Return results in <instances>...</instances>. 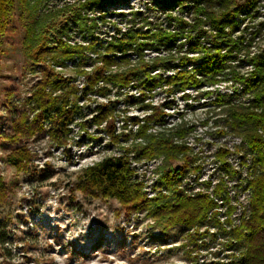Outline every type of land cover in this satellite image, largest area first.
I'll return each mask as SVG.
<instances>
[{"label":"trees","instance_id":"obj_1","mask_svg":"<svg viewBox=\"0 0 264 264\" xmlns=\"http://www.w3.org/2000/svg\"><path fill=\"white\" fill-rule=\"evenodd\" d=\"M258 1H146V11L164 13L169 18L168 26L175 22L178 30L167 31L158 21L159 16L150 20V16L137 9L131 0H0V52L3 37L18 11L24 19L23 52L32 65L39 66L42 71V77L25 99V108L14 112L12 133L3 136L15 145L7 153V161L19 172L31 171L35 153L28 145L18 144L38 135L48 136L68 153L75 123L84 132L78 139L79 146L85 143L86 136L99 143L107 136V149H113L120 140L128 141L131 136L143 138V142L134 141L133 146L122 148L120 154L112 152L85 167L78 175L76 190L89 198L117 200L120 211L127 216L146 212V216L154 220L155 227L163 231L174 227L194 229L192 235H199L195 243L204 239L202 243L206 245L204 236L208 233L201 236L200 231L208 225L207 228L216 225L213 211L219 205L217 200L227 205L245 188L250 189L247 204H229V215L241 209L235 218L240 221L234 223V218L230 217L221 222L222 225L228 223L222 231V250L229 260L210 264H264V46L252 56L255 68L248 75H243L230 62L236 57L234 50L248 51L252 46L255 30L248 36L244 34L250 23L245 24L238 38H234L232 32L240 29L238 14L255 17ZM183 9L194 11V23L173 15ZM205 21L211 33L203 26L196 31ZM99 22L114 25L102 38L97 32ZM121 23L125 26H120ZM181 37L186 40L181 42ZM185 44L187 48L183 50ZM225 47L227 50L223 51ZM149 50L155 53L165 50L166 56L149 57ZM194 52L199 54L189 56ZM133 54L135 59L131 57ZM65 60L74 61L78 74L84 75L82 87L74 82V76H65L52 65H62ZM48 62L50 64H46ZM90 64L93 68L86 70L84 67ZM169 67H175L174 73L164 74L162 70ZM227 75L241 82L242 91L250 93L251 98L232 99L218 93L210 102L219 106L220 113L224 114L216 118V122L222 121L230 131L242 135L249 150L238 169L228 160L226 149L219 148L217 167L227 179L223 176L214 184L213 195L209 191L188 193L181 187V179L193 168H199L191 165L195 157L188 155L189 147L183 140L178 141L186 136L188 128H166L164 108L173 105V100L153 104L146 99L159 89L176 93L190 87L213 86ZM128 86L140 93L138 96L127 93L123 102L137 104L148 111L136 134L119 130L117 125L121 102L118 97L121 89ZM201 93L206 98L213 96L215 91ZM99 96L107 101H99ZM91 99L95 105L85 107V102ZM128 118L140 122L138 116ZM95 126L104 137L91 132ZM123 127L126 129L127 125L124 123ZM150 128L157 129L148 131ZM226 132L223 126L217 129L218 134ZM160 157L163 158L160 186L154 196H149L135 160ZM180 160L182 164H178ZM233 180L236 183L232 186ZM229 189H234V196ZM8 190L6 181L0 176V204L7 202ZM8 241L6 236L0 240L5 256L0 264H12L13 250ZM189 252L192 259V251Z\"/></svg>","mask_w":264,"mask_h":264},{"label":"rangeland","instance_id":"obj_2","mask_svg":"<svg viewBox=\"0 0 264 264\" xmlns=\"http://www.w3.org/2000/svg\"><path fill=\"white\" fill-rule=\"evenodd\" d=\"M131 1L137 9L143 10L144 14L150 16V20L159 16L158 21L165 30H178L175 28V22L168 26L169 18L164 13L150 9V12L146 11L148 9L145 2L148 0ZM254 13V18L245 13L238 14L240 29L235 33L232 32V36L238 38L240 32L245 29L246 23L251 25L244 34L248 36L251 30H255V39L249 50H234L236 57L230 60L243 75H248L255 68L251 58L264 46V0L258 1L257 10ZM173 15L180 16L189 23L195 21L194 11L187 9L181 12L175 11ZM200 17L206 20L205 16L200 15ZM10 24L3 37L0 52V176L9 187L7 202L0 204V240L4 236L8 238L7 244H10L13 250L12 264H197V262L210 264L229 260L225 258L226 252L222 250L224 239L222 231L224 225L228 223L222 225L221 222L230 217L234 218V223L239 222L240 220L235 218L240 214L241 209L238 213L229 215V204L237 206L243 203L245 205L251 193L245 194L246 198H243L244 191H241L227 205L217 200L219 205L213 211L216 225L207 228L208 225L200 231L201 236L202 233L203 235L208 233V236H204L207 242L204 245L202 243L204 239L197 240L198 243H195L199 235H192L194 229L174 227L163 231L155 227L154 220L147 217L146 212L127 216L120 211L117 200L89 198L76 190L78 175L85 167L112 152L120 154L122 148L133 146L134 141L143 142V138L134 139L131 136L128 141L120 140L113 149H107L105 145L107 136L102 143L92 141L86 136L85 143L79 146L78 139L84 132L75 123L68 153L64 147H57L51 142L48 136L38 135L24 139L18 144L28 145L35 153L31 171L19 172L7 161L6 155L15 145L3 136L12 133L14 112L25 108L26 97L31 94L37 81L42 77L40 67L32 65V61L23 52L24 19L18 11L12 17ZM120 26L125 24L121 23ZM202 26L211 33L207 21L201 23L196 31ZM113 28L112 22H99L97 32L102 38L106 31ZM185 40V37H181V42ZM186 48L185 44L183 50ZM226 50L225 47L223 51ZM90 54L95 56L93 52ZM147 54L149 57L158 54L166 56L165 50H161L160 53L149 50ZM189 54V56H197L199 53ZM131 57L135 59L136 55L133 54ZM52 65L62 71L65 76H74V82L79 87L83 86L85 77L83 74H78L74 61L65 60L62 65ZM84 68L91 70L93 65H86ZM174 71L175 67L162 70L166 75ZM242 86L241 82H236L231 75H227L213 86L204 85L199 89L190 87L176 93L159 89L155 95L147 97L146 102L153 104L173 100V105L164 108L167 113L166 128L173 130L188 128L186 136L178 141L183 140L189 147L188 155L195 157V162L191 165L199 167L197 170L193 168L191 173H187L188 175L181 179V187L188 193L209 191L213 195L214 184L220 182L224 176L216 163L221 147L226 149L231 164L240 169L249 150L247 143L244 142L242 135L222 125V121L219 124L216 122V118H221L224 114L220 113V107L211 103L210 100L214 99L218 93L230 96L232 99L248 100L251 94L244 93ZM206 90H213L215 94L203 98L205 95L201 92ZM121 92L122 94L118 97L121 101L117 110L118 128L136 134L148 111L137 104L129 105L123 102L127 93L138 96L140 93L138 89L128 86L122 88ZM185 94H189L188 97L184 96ZM98 99L102 102L107 101V98L100 96ZM208 100L209 103L206 102ZM81 103L83 104V101ZM87 105L94 106L95 102L93 99L87 100L84 106L87 107ZM130 115L138 116L140 122L131 121L128 118ZM124 118H126L125 121H122ZM124 123L127 125L126 129L123 127ZM222 126L227 132L221 135L217 133V129ZM156 129L150 128L148 131ZM92 131L97 132L96 126L91 129ZM96 135L104 137L103 132H97ZM135 163L138 165L140 177L146 183L148 195L154 196L160 186L163 158L139 159L135 160ZM178 164H182V161L180 160ZM224 179H226L225 176ZM189 250L192 251V259L189 258ZM4 258L0 243V260L3 262ZM192 260L195 261L191 262Z\"/></svg>","mask_w":264,"mask_h":264},{"label":"built area","instance_id":"obj_3","mask_svg":"<svg viewBox=\"0 0 264 264\" xmlns=\"http://www.w3.org/2000/svg\"><path fill=\"white\" fill-rule=\"evenodd\" d=\"M240 167H241V166H240ZM224 176H225L226 179H227L228 176H226V175H224ZM235 183H236L235 180H233V181L230 182V184H231L232 186H233V184H235ZM229 191L231 192V194L234 193V189H229ZM235 193H236V187H235ZM235 193H234V194H235ZM234 194H233V196H234ZM245 194H248V195H249V194H250V189H246V188H245L244 193H243V198H246V197H244Z\"/></svg>","mask_w":264,"mask_h":264}]
</instances>
